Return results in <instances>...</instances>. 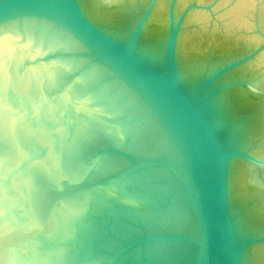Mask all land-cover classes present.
Listing matches in <instances>:
<instances>
[{
    "label": "water",
    "instance_id": "1",
    "mask_svg": "<svg viewBox=\"0 0 264 264\" xmlns=\"http://www.w3.org/2000/svg\"><path fill=\"white\" fill-rule=\"evenodd\" d=\"M0 264H264V0H0Z\"/></svg>",
    "mask_w": 264,
    "mask_h": 264
}]
</instances>
